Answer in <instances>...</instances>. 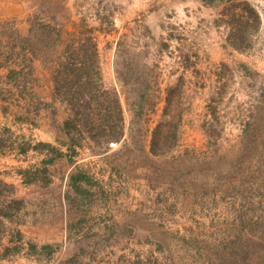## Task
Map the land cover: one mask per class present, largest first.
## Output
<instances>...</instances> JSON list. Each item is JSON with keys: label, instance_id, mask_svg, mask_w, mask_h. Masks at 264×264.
<instances>
[{"label": "rangeland", "instance_id": "rangeland-1", "mask_svg": "<svg viewBox=\"0 0 264 264\" xmlns=\"http://www.w3.org/2000/svg\"><path fill=\"white\" fill-rule=\"evenodd\" d=\"M83 24L124 132L72 148L46 102ZM0 209V264H264V0H0Z\"/></svg>", "mask_w": 264, "mask_h": 264}, {"label": "trees", "instance_id": "trees-1", "mask_svg": "<svg viewBox=\"0 0 264 264\" xmlns=\"http://www.w3.org/2000/svg\"><path fill=\"white\" fill-rule=\"evenodd\" d=\"M82 27L79 32L66 31L65 38L62 36V28L57 31V41L61 48L57 54L52 50V101L46 102L47 105L60 104L63 119L59 127L68 137L64 143L70 144L72 148L75 145L81 146L85 137L95 141L104 137L106 142H112L117 141L124 132L122 109L117 95L101 81L97 41L91 28L85 24ZM12 34L14 44L17 41L29 44V39L21 40L16 28L12 29ZM23 44L20 45L21 50L24 49ZM51 45L54 47L57 44ZM51 45L47 46L45 53L51 51ZM11 53L9 59L14 62L16 56H13L14 52ZM20 69H9L6 75L8 82L16 83L22 75ZM0 213L8 215L3 209H0Z\"/></svg>", "mask_w": 264, "mask_h": 264}]
</instances>
